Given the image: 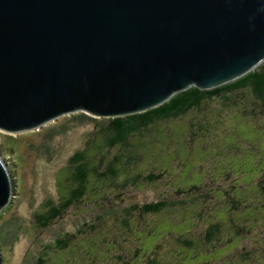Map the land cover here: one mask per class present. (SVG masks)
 I'll return each mask as SVG.
<instances>
[{"label":"rangeland","instance_id":"obj_1","mask_svg":"<svg viewBox=\"0 0 264 264\" xmlns=\"http://www.w3.org/2000/svg\"><path fill=\"white\" fill-rule=\"evenodd\" d=\"M238 101L159 124L139 139L136 154L111 151L108 160L132 155L138 167L122 166L120 178L92 183L47 229L36 214L47 201H60L69 159L105 119L70 113L31 131L0 128V156L13 184L0 211V264H264V111L253 97ZM134 173L163 178L126 183ZM193 186L194 195L177 193ZM159 201L171 206L157 215L134 209ZM71 235L65 249L54 248Z\"/></svg>","mask_w":264,"mask_h":264},{"label":"water","instance_id":"obj_2","mask_svg":"<svg viewBox=\"0 0 264 264\" xmlns=\"http://www.w3.org/2000/svg\"><path fill=\"white\" fill-rule=\"evenodd\" d=\"M264 63V0H0V128L144 113ZM13 193L0 156V211Z\"/></svg>","mask_w":264,"mask_h":264},{"label":"trees","instance_id":"obj_3","mask_svg":"<svg viewBox=\"0 0 264 264\" xmlns=\"http://www.w3.org/2000/svg\"><path fill=\"white\" fill-rule=\"evenodd\" d=\"M245 96L253 97L260 103L264 111V63L242 78L219 88L201 90L192 87L178 93L163 105L144 113L105 119L104 123L91 133L85 147L74 153L69 159L67 177L59 183L60 201L56 204L47 201L43 212L36 214V220L41 228L47 229L54 221L62 218L70 208L81 203L88 195V188L92 183H110L120 178L121 173H124V169H119L122 166L127 167L136 164V168L138 167L137 164L140 158L132 155L125 162L122 161V155L113 156L111 160H108V155L114 149L120 152L127 151L128 154H136L141 146L139 139L151 134V129L159 124L178 120L188 114L201 112L213 102H219L225 108L235 107L238 106V100L243 99ZM81 115L89 118L85 114ZM134 140L137 141L133 142ZM103 166L107 167L106 171L99 174L98 171ZM161 175L163 173L146 176L134 173L132 177L126 179V183H136L142 179L152 184L153 181L163 178ZM93 178H95L94 181L91 180ZM198 190L199 187L196 186L188 189L181 187L177 193L188 196L194 195V192ZM168 206L171 205L165 201H159L144 204L140 207L135 206L134 209L141 215H157ZM242 206L244 205L239 206V210L242 209ZM248 207L254 206L249 205ZM218 229L217 225L212 227L215 232ZM212 230L209 231L212 232ZM72 239H75V236L71 235L67 238L56 239L54 248L63 250L72 242ZM42 262H44L43 258L40 259L39 264Z\"/></svg>","mask_w":264,"mask_h":264},{"label":"flooded vegetation","instance_id":"obj_4","mask_svg":"<svg viewBox=\"0 0 264 264\" xmlns=\"http://www.w3.org/2000/svg\"><path fill=\"white\" fill-rule=\"evenodd\" d=\"M78 113H83V114H85L86 115V113H84V112H78ZM74 114H76V113H74ZM88 115V114H87ZM90 116V115H89ZM91 117H93V116H91ZM95 118V117H94Z\"/></svg>","mask_w":264,"mask_h":264}]
</instances>
